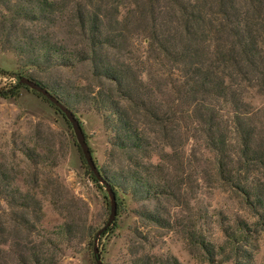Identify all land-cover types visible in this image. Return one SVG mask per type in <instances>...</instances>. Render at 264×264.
I'll return each mask as SVG.
<instances>
[{
	"label": "trees",
	"instance_id": "1",
	"mask_svg": "<svg viewBox=\"0 0 264 264\" xmlns=\"http://www.w3.org/2000/svg\"><path fill=\"white\" fill-rule=\"evenodd\" d=\"M14 4L15 17L24 21L48 16L54 23V16L73 13L70 34L77 37L73 43L63 45L47 33L22 35L18 41L4 28L0 39L20 54L25 67L90 64L91 75L101 81L96 91L88 89L86 103L105 111L110 144L128 154L117 170L100 171L114 195L120 190L135 198H175L178 181L169 168L180 164L181 156L184 160L180 151L186 139L192 138L200 140L211 156L208 167L197 170L200 177L239 197L255 218L252 225L264 229V109L257 117L258 110L243 100L246 87L264 93V0H78L73 6L58 0H17ZM126 4L132 6L130 18L145 33L144 61L119 51L126 41L123 27L127 21L120 15ZM9 21L13 23L14 18ZM148 60L169 76L173 97L166 101L155 97L165 96L164 90L149 86L141 77ZM17 80L0 89V96H17L23 86ZM50 92L73 112L75 100L65 92ZM180 119L182 125L177 123ZM152 155L157 158L154 163ZM183 170L182 163V174ZM87 173L97 182L88 168ZM184 178L182 183L188 182ZM0 191L11 194L3 201L20 213V189ZM147 215L158 218L150 212ZM16 223L20 226V220ZM195 223L182 221V233L213 257V245L196 234ZM233 225L239 232L248 229L242 218H235ZM219 226L225 237L232 235V225L222 214ZM17 245H6L1 239L0 258L11 252L20 262ZM150 258L153 264H178L170 256Z\"/></svg>",
	"mask_w": 264,
	"mask_h": 264
},
{
	"label": "rangeland",
	"instance_id": "2",
	"mask_svg": "<svg viewBox=\"0 0 264 264\" xmlns=\"http://www.w3.org/2000/svg\"><path fill=\"white\" fill-rule=\"evenodd\" d=\"M58 1L73 6L78 0ZM16 2L0 0V29L9 32L11 38L20 41L22 35L47 33L63 45L77 40L71 36V11L60 18L54 16V23L48 16L24 21L14 15ZM130 9V4L120 9L127 23L123 27L126 41L119 51L144 61L145 33L130 18ZM12 17L13 23L9 21ZM16 76L32 77L49 91L65 92L76 101L73 113L99 171L117 170L123 164L128 154L114 150L110 144L105 111L86 103L88 89L96 91L101 81L91 75L88 62L46 69L25 67L20 54L0 39V89L14 84ZM141 77L149 86L155 84L166 92L165 96L155 94L156 100L173 97L167 83L169 76L157 71L152 60L144 62ZM243 100L253 111L258 110L257 117L261 115L264 93L256 87H246ZM177 123L182 125V119ZM179 138L182 140V129ZM182 152L184 160L181 156L180 164L174 167L176 171L169 168L170 175H176L178 181L175 198H135L117 190L114 219L108 230L93 241L107 219L110 199L105 188L87 173L70 124L46 99L24 86L18 88L17 96H0V190L9 191L14 186L20 189V213L3 201L11 194L0 191V240L20 247V262L6 252L0 264H95V257L102 264H153V256H170L178 264H264V229L252 225L255 218L239 197L200 177L197 170L206 169L211 159L202 142L186 139L180 155ZM156 160L152 155L150 161ZM186 176L188 182L182 183ZM147 212L158 218L150 219ZM220 214L232 225L228 238L221 232ZM237 217L247 222L248 229H235ZM19 220L20 226L16 223ZM188 220H194L196 234H202L213 245V257L182 233V221Z\"/></svg>",
	"mask_w": 264,
	"mask_h": 264
},
{
	"label": "water",
	"instance_id": "3",
	"mask_svg": "<svg viewBox=\"0 0 264 264\" xmlns=\"http://www.w3.org/2000/svg\"><path fill=\"white\" fill-rule=\"evenodd\" d=\"M17 83L23 85L27 89L32 90L34 93L42 96L44 99L47 100L56 110H58L64 118L68 121L73 131V135L75 137V142L81 158L85 163L88 170L92 173L94 179L100 183L108 193L110 199V208L109 214L103 226H101L94 237L93 241H96V237L108 226L112 223L115 214V195L114 191L112 190L110 184L106 181V179L102 176L101 172L97 168L94 159L92 157L90 148L85 140V136L81 125L78 119L75 117V114L66 106L64 105L55 95H53L46 87H44L39 82L28 78L27 76H20L17 80ZM93 254L96 256L97 249L93 246ZM95 264H102L98 257H95Z\"/></svg>",
	"mask_w": 264,
	"mask_h": 264
},
{
	"label": "built area",
	"instance_id": "4",
	"mask_svg": "<svg viewBox=\"0 0 264 264\" xmlns=\"http://www.w3.org/2000/svg\"><path fill=\"white\" fill-rule=\"evenodd\" d=\"M13 80V79H12ZM15 81V80H14Z\"/></svg>",
	"mask_w": 264,
	"mask_h": 264
}]
</instances>
